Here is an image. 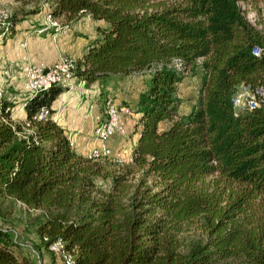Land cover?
I'll return each mask as SVG.
<instances>
[{
  "label": "trees",
  "instance_id": "16d2710c",
  "mask_svg": "<svg viewBox=\"0 0 264 264\" xmlns=\"http://www.w3.org/2000/svg\"><path fill=\"white\" fill-rule=\"evenodd\" d=\"M24 1L34 2L26 14L48 3L55 18L107 22L76 58L72 74L85 84L150 77L135 100L131 159L121 164L73 147L52 117L62 84L28 92L22 119L0 96V264H35L4 202L36 211L32 246L61 263L50 250L58 241L74 264H264V97L239 111L233 104L242 87L264 89V34L243 15L246 0ZM188 73L198 90L181 113Z\"/></svg>",
  "mask_w": 264,
  "mask_h": 264
},
{
  "label": "rangeland",
  "instance_id": "374dc122",
  "mask_svg": "<svg viewBox=\"0 0 264 264\" xmlns=\"http://www.w3.org/2000/svg\"><path fill=\"white\" fill-rule=\"evenodd\" d=\"M33 3V1L26 2L24 0H0V28H2L0 30V41L5 38L13 40L11 32L14 28L9 27L7 31H5V28L8 27V14L16 12V18L20 19L19 23L21 25L18 26L17 30L22 28L21 30L25 31L24 35L27 37L34 34L31 29L35 31L41 29L39 31L43 32H36L34 35L40 36L44 43L49 46L50 51L48 53L54 51V55L56 54L58 57L62 55L60 58L57 57L58 59L55 63L57 61L58 63L55 65L63 62H76L78 54L85 49V43L97 35L98 26L107 24L105 20L95 19L88 13H81L73 18L64 16L52 17L49 13L50 6L48 3H41V9L36 13L26 14V11L32 10ZM239 5L246 19L264 34V0L239 1ZM50 27L52 31H47ZM3 31L6 35H4ZM52 33L55 34L51 37ZM31 63L33 62H29L26 65L24 71ZM4 67L0 57V96L13 101L11 106L12 117L22 119L20 115L22 98L20 97L24 96L28 91L22 90L16 85L14 86L10 82L11 79H9L10 77L5 72ZM72 77H74L73 74L70 77L66 76L65 79ZM149 77L150 72L146 70L124 75L113 74L103 84L97 81L85 84L76 78L69 86L62 83V86H64L63 91H66L67 89L65 88L69 87V90L66 91L68 101L64 102L59 99L62 91L57 96L58 100H56L55 104L59 112H62L64 107L66 108L65 114L60 115L61 120H69V123H71L70 121H73V118H77L81 124L85 122V141L86 146L89 148L84 147L82 150L89 153V156L97 154L98 156H103V158L110 157L113 163L116 164L125 163L131 159V145L136 140L139 128V114L134 110L135 100L138 93L146 88ZM66 80H63V82ZM198 84V75L191 73L186 74L179 83L177 93L182 99L180 105L181 113H186L190 110L197 95ZM85 86H87V89H85ZM244 92V87H242L237 96L242 101H247L248 97ZM126 110H130V112L126 113ZM47 114L45 112V116ZM114 115L117 116L115 118H117L118 122H122V126L116 122L113 135L109 138L108 143H102ZM165 125V122L160 124L161 127ZM90 138L93 144L89 146ZM72 141L74 146H76V143H80V140L76 142V139H73ZM93 146L95 150L90 151ZM110 147L113 153L110 151ZM112 154L117 155L116 158ZM2 207L8 217V223L10 222L14 226L12 228L14 231L12 232L15 239L21 242L22 252L28 255L35 264H50L51 262L52 264H61L59 258L53 256L45 246H41L38 249L32 246L33 241L36 240V234L29 223L32 220V215L36 212L35 210L27 208L20 202H4ZM27 225L28 228H26ZM56 253L62 258V264H66V255L68 253L64 252V250ZM220 264L244 263L239 259H232Z\"/></svg>",
  "mask_w": 264,
  "mask_h": 264
},
{
  "label": "crops",
  "instance_id": "0c3cea01",
  "mask_svg": "<svg viewBox=\"0 0 264 264\" xmlns=\"http://www.w3.org/2000/svg\"><path fill=\"white\" fill-rule=\"evenodd\" d=\"M18 26H21L19 21L17 23H15L13 26V28L16 30L14 31V29H12V32H11V34H12L11 38H13V40H10V38H5V39L0 41V57L2 58V62L5 66L4 67L5 72L10 77L9 79L12 80V81L10 80V82H12L14 84V86L16 85V86H18V88L24 90L25 89L24 87L26 86V84H25L26 79L24 76V68L26 67V65L29 62H41L43 65H48L49 63L56 61L62 55H60L58 57V56H56V54L55 55L53 54L54 51L51 53H48L50 51L49 46H47L44 43L43 39L40 36L34 35L36 32H40V33L43 32V31H39L41 29H38V31L31 29L32 33H34V34L32 36L29 35L26 37L24 35L25 31L21 30L22 28L17 30V28H19ZM48 30L52 31V28L50 27L49 29H47V31ZM54 34L55 33H52L51 37ZM80 54H78V56ZM56 63H58V61ZM75 78L78 79L77 76H74L70 79H67L65 82H63V85L69 86L71 84V82L73 83ZM80 82L83 83L84 81L80 80ZM65 89L69 90V87H66ZM85 89H87V86H85ZM66 91H63L62 92L63 94L61 93L59 95L60 96L59 99H62L64 102L68 101L67 100L68 94H66ZM27 94L28 93H25L24 96L20 97V98H22V106H21V113H20L21 118H23L25 116L23 100ZM56 100H58V98H56L53 102V107L55 108V112L52 114V117L55 120H57L60 124H62V126L65 128V130L67 131V133L69 135V138H70L72 145H73V143H72L73 139H76V142L78 140H80L79 141L80 143H76V146L73 145V147L77 151L84 153V154H87V152L82 150V148L87 147L86 141H85V136H86V133H85L86 126H84L85 122H83V124H81V122H79L77 118H73L74 120L72 119L73 121H70L71 123H69V120L68 121L64 120V119L61 120L60 115L65 114L66 108L64 107L63 111L59 112V109H58L57 105L55 104ZM138 127H139V125H138ZM91 138L89 141V146L93 144V142L91 141ZM134 143L135 142H133L131 147L134 145ZM97 144H98V141H97ZM87 148H89V147H87Z\"/></svg>",
  "mask_w": 264,
  "mask_h": 264
},
{
  "label": "bare ground",
  "instance_id": "6f19581e",
  "mask_svg": "<svg viewBox=\"0 0 264 264\" xmlns=\"http://www.w3.org/2000/svg\"><path fill=\"white\" fill-rule=\"evenodd\" d=\"M254 52L258 53L259 51H258V49H255ZM41 65H42V63H41ZM65 66H70V67H65ZM75 67H76V62H74V61L63 62L61 64L56 65V71H57V73H64V80H66L65 77L66 76L70 77L71 74L73 73V71L75 70ZM24 76L26 79V82H25L26 85H27V81H30V88L32 90H30L29 92H37V91H40L42 89L48 88L49 86H52V84H55V83L56 84L57 83L62 84L63 83L62 79H53L52 81H41V83L39 85V82L34 81L35 80L34 62L27 66V68L24 71ZM248 88L250 89V87H248ZM244 90H245V87H244ZM250 91H251L252 95L256 98V100H255V105H256L258 103L256 94H258L261 97H264V89H262V88L258 89L257 93L253 92L251 89H250ZM245 95L248 97L247 101H250V93H245ZM233 104L237 110L239 108V105H243V101L241 100V98L239 96H237V94H236V99H233ZM44 111H45V108H44ZM44 111L42 112L40 117H46ZM114 116L117 117L116 115H114ZM113 117H112L111 124H109V126L107 128V131H108L109 127L111 126V132L112 133L114 132V125L116 124V122H113ZM116 120H117V118H116ZM120 126H122V125H120ZM93 148H94L93 150H95V147H93ZM92 156L97 157L98 155L94 154ZM56 243H57V246L55 244H53L51 246L52 251L60 252V251L64 250L63 242L58 241ZM66 264H74V256L73 255H71V254L66 255Z\"/></svg>",
  "mask_w": 264,
  "mask_h": 264
},
{
  "label": "built area",
  "instance_id": "2783aa9c",
  "mask_svg": "<svg viewBox=\"0 0 264 264\" xmlns=\"http://www.w3.org/2000/svg\"><path fill=\"white\" fill-rule=\"evenodd\" d=\"M71 58V57H70ZM70 67V66H65ZM34 73H35V80L39 82V85L41 81H52L53 79H62L64 80V73H57L56 71V65L55 61L52 63H49L48 65H41V62H34ZM25 89L29 92L32 90L30 88V81H27V85L25 86ZM244 93H250V101H243V105H239V108L248 107L252 108L255 106V100L256 98L252 95L250 89L248 86H245V92ZM233 99H236V94L233 96ZM40 111H44V107L41 108ZM130 110H126V113H129ZM113 122H118L114 116ZM120 125H122V122H118ZM111 132V126L109 127V130L105 133V139L102 141V143H108L109 138L112 136ZM93 147L90 149V151H93ZM110 151L112 152V149L110 147ZM88 154V153H87ZM114 158H116L117 155L112 154ZM57 246V243H55Z\"/></svg>",
  "mask_w": 264,
  "mask_h": 264
}]
</instances>
